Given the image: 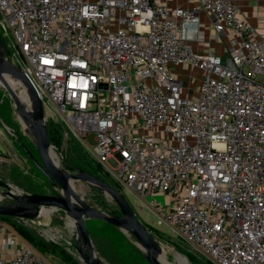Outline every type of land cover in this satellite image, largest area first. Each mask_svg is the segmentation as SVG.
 I'll list each match as a JSON object with an SVG mask.
<instances>
[{
    "label": "built area",
    "instance_id": "obj_1",
    "mask_svg": "<svg viewBox=\"0 0 264 264\" xmlns=\"http://www.w3.org/2000/svg\"><path fill=\"white\" fill-rule=\"evenodd\" d=\"M0 10L20 68L92 137L99 163L145 198L164 193L150 203L212 264H264V35L238 0H0ZM15 239L0 264H51Z\"/></svg>",
    "mask_w": 264,
    "mask_h": 264
},
{
    "label": "rangeland",
    "instance_id": "obj_2",
    "mask_svg": "<svg viewBox=\"0 0 264 264\" xmlns=\"http://www.w3.org/2000/svg\"><path fill=\"white\" fill-rule=\"evenodd\" d=\"M2 16L0 10V18ZM0 44L4 56L18 67L26 62L19 51L15 35L0 27ZM1 49V47H0ZM187 82L188 78L182 76ZM263 79V78H262ZM44 115L49 132L52 154L60 168L77 172L81 168L109 183L128 201L138 220L154 235L162 248V256L173 264H212L201 252L188 244L177 229L168 223L151 199L165 203V194L156 192L146 198L134 187L119 182L109 168L98 162L93 153L92 137L81 138L75 133L71 117L59 111L47 96L43 98ZM39 160L38 152L24 122L16 115L12 103L0 85V203L12 201L8 190L18 193L56 194L53 186L30 157ZM70 167H67V165ZM77 192L92 206L106 212L121 214L116 201L102 189L83 180L74 181ZM0 221L13 228L24 241L48 263L86 264L77 251V228L74 220L61 209L47 210L36 218L2 217ZM104 221L87 220L94 250L105 264H149L137 240L128 233ZM46 243L56 244L65 251V256L52 254Z\"/></svg>",
    "mask_w": 264,
    "mask_h": 264
},
{
    "label": "water",
    "instance_id": "obj_3",
    "mask_svg": "<svg viewBox=\"0 0 264 264\" xmlns=\"http://www.w3.org/2000/svg\"><path fill=\"white\" fill-rule=\"evenodd\" d=\"M0 47V85L12 103L16 115L24 122L28 136L37 149L39 160L34 158L26 147L25 149L48 181L59 189L56 194L18 193L10 189L7 194L13 200L0 203V215L32 219L42 214L45 209L63 210L77 226V251L86 264H105L94 250L87 226V220L104 221L133 236L149 264H167L166 260L159 257L162 250L159 242L152 232L138 220L126 198L116 188L81 168H77V172H73L59 167L52 154L53 146L49 139L42 98L24 71L12 64L4 56L1 44ZM8 76H16L23 81L26 91L31 95V103L26 100L19 87H14L10 83ZM66 165L70 167L68 164ZM76 180L86 181L102 189L116 201L121 214L103 211L85 201L75 189L74 181ZM0 184L11 187L6 182L0 181ZM82 240L86 248L82 244Z\"/></svg>",
    "mask_w": 264,
    "mask_h": 264
},
{
    "label": "crops",
    "instance_id": "obj_4",
    "mask_svg": "<svg viewBox=\"0 0 264 264\" xmlns=\"http://www.w3.org/2000/svg\"><path fill=\"white\" fill-rule=\"evenodd\" d=\"M169 1L171 4L183 2V0ZM238 2L243 14L257 28L259 34L264 35V0H238ZM217 48L219 51L222 49L219 45ZM16 236L21 237L13 228L0 221V249L6 258H9L17 248Z\"/></svg>",
    "mask_w": 264,
    "mask_h": 264
},
{
    "label": "bare ground",
    "instance_id": "obj_5",
    "mask_svg": "<svg viewBox=\"0 0 264 264\" xmlns=\"http://www.w3.org/2000/svg\"><path fill=\"white\" fill-rule=\"evenodd\" d=\"M8 79H9L10 83H12V85L14 87H19V89L21 90V92L24 95V97L26 98V100L31 103L32 102L31 95H30L29 92L26 91V87H25L23 81L19 77H16V76H8ZM82 244L86 248V245H85V243H84L83 240H82ZM161 254H162V250L160 252V256L159 257L161 259H163V260H166L167 261V264H173L172 262H170L166 258H164Z\"/></svg>",
    "mask_w": 264,
    "mask_h": 264
},
{
    "label": "trees",
    "instance_id": "obj_6",
    "mask_svg": "<svg viewBox=\"0 0 264 264\" xmlns=\"http://www.w3.org/2000/svg\"><path fill=\"white\" fill-rule=\"evenodd\" d=\"M2 216V215H0ZM2 217H9V216H2ZM101 225H107L105 222L100 223ZM46 248L54 255L62 257L65 256V251L62 247L56 245V244H52V243H46Z\"/></svg>",
    "mask_w": 264,
    "mask_h": 264
}]
</instances>
